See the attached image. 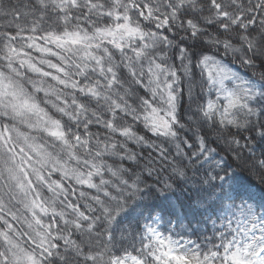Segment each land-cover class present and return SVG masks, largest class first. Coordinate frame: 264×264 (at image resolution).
<instances>
[{"label":"snow or ice","instance_id":"snow-or-ice-1","mask_svg":"<svg viewBox=\"0 0 264 264\" xmlns=\"http://www.w3.org/2000/svg\"><path fill=\"white\" fill-rule=\"evenodd\" d=\"M0 264H264V0H0Z\"/></svg>","mask_w":264,"mask_h":264}]
</instances>
